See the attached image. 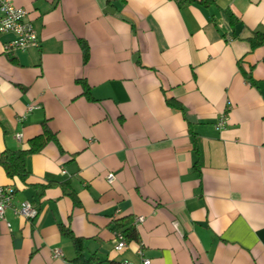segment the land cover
<instances>
[{"label":"crops","instance_id":"crops-1","mask_svg":"<svg viewBox=\"0 0 264 264\" xmlns=\"http://www.w3.org/2000/svg\"><path fill=\"white\" fill-rule=\"evenodd\" d=\"M10 1L38 44L6 52L0 32V155L28 148L44 120L62 151L28 154L24 181L0 165L14 203L37 210L5 211L0 264H72L61 224L85 256L121 264H264V43L248 41L264 0ZM128 215L137 239L116 251L112 221Z\"/></svg>","mask_w":264,"mask_h":264},{"label":"trees","instance_id":"trees-1","mask_svg":"<svg viewBox=\"0 0 264 264\" xmlns=\"http://www.w3.org/2000/svg\"><path fill=\"white\" fill-rule=\"evenodd\" d=\"M192 0H180V2H186ZM198 3L208 6L213 4L215 0H198ZM251 47L264 43V32H255L252 36L248 37ZM78 44L82 52V59L85 62L89 55V45L83 39H78ZM81 82L83 88V94L88 95L89 89L86 87L84 81ZM166 105L175 108L181 109V103L179 100L173 97H165ZM55 142L59 146V149L62 151L60 145L58 144L56 133L50 129L47 124V121L42 122L41 132L28 140V148L26 149H17V150H5L0 155V165L3 167L6 175L10 178L18 177L20 180L24 181L28 175V169L26 168V156L31 153H36L40 151L47 142ZM195 148V147H194ZM74 205H80V202L76 196V193L73 190H70L68 193ZM112 229L114 231H121L126 241L136 240L137 233L134 225L132 224V217L130 215L114 219L112 221ZM60 231L62 234L68 236L74 247H75V256L71 259L72 264H121L120 262L114 260H101L95 254L85 256L83 253V241L82 238L76 236L72 233L71 229L68 226L63 224L60 225Z\"/></svg>","mask_w":264,"mask_h":264},{"label":"built area","instance_id":"built-area-1","mask_svg":"<svg viewBox=\"0 0 264 264\" xmlns=\"http://www.w3.org/2000/svg\"><path fill=\"white\" fill-rule=\"evenodd\" d=\"M27 11L24 7L13 4L10 0H0V32L13 34V38L4 44V50L6 52L16 50H26L30 46H36L38 44V37L32 23L26 18ZM33 105L28 106V110H31ZM228 116L227 111L222 112L214 127L216 130H220L227 125ZM21 135L18 134L17 138L20 139ZM114 174L109 172L106 174V180L108 182L113 181ZM15 190L11 185H0V219L4 220V213L8 208L13 210L23 218L31 220L35 217L37 210L28 201L21 200L14 203ZM143 220L142 216H138L134 219V224H137ZM9 225V223H7ZM116 251H122L127 241L124 234L121 231H114ZM142 254L141 250H138ZM60 251L55 249L54 256H59ZM122 264H129L127 261H123ZM141 264H151L150 259L142 257Z\"/></svg>","mask_w":264,"mask_h":264}]
</instances>
